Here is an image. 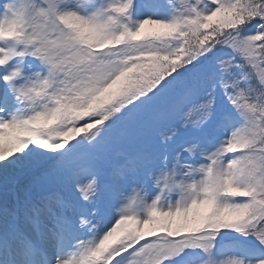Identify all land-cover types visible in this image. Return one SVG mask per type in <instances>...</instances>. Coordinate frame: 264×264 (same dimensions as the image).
<instances>
[{
  "label": "snow or ice",
  "instance_id": "obj_1",
  "mask_svg": "<svg viewBox=\"0 0 264 264\" xmlns=\"http://www.w3.org/2000/svg\"><path fill=\"white\" fill-rule=\"evenodd\" d=\"M0 264H264V0H3Z\"/></svg>",
  "mask_w": 264,
  "mask_h": 264
},
{
  "label": "rangeland",
  "instance_id": "obj_2",
  "mask_svg": "<svg viewBox=\"0 0 264 264\" xmlns=\"http://www.w3.org/2000/svg\"><path fill=\"white\" fill-rule=\"evenodd\" d=\"M0 3H3V0H0ZM133 189H135V191H133ZM133 189H130L128 192V196L131 197L133 195L136 194L137 191H139V189H136V186H133Z\"/></svg>",
  "mask_w": 264,
  "mask_h": 264
}]
</instances>
